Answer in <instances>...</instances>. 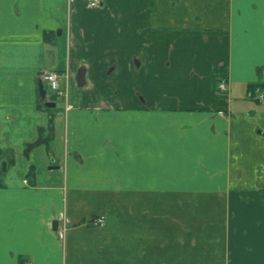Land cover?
Wrapping results in <instances>:
<instances>
[{
    "label": "crops",
    "instance_id": "obj_1",
    "mask_svg": "<svg viewBox=\"0 0 264 264\" xmlns=\"http://www.w3.org/2000/svg\"><path fill=\"white\" fill-rule=\"evenodd\" d=\"M251 85L264 0H0V264H264Z\"/></svg>",
    "mask_w": 264,
    "mask_h": 264
},
{
    "label": "built area",
    "instance_id": "obj_2",
    "mask_svg": "<svg viewBox=\"0 0 264 264\" xmlns=\"http://www.w3.org/2000/svg\"><path fill=\"white\" fill-rule=\"evenodd\" d=\"M104 0H89V6L92 8H98L103 4ZM41 79L45 84L47 89L46 100L52 101L55 99H65L68 96L67 83L69 79V73H58L49 70H45L42 73ZM65 81V86L61 84V80ZM218 90L221 93H226L228 91V85L226 80L220 81L218 85ZM254 99L264 103V89H257L253 93ZM105 216H97L91 219L88 225L93 227H103L106 225Z\"/></svg>",
    "mask_w": 264,
    "mask_h": 264
},
{
    "label": "trees",
    "instance_id": "obj_3",
    "mask_svg": "<svg viewBox=\"0 0 264 264\" xmlns=\"http://www.w3.org/2000/svg\"><path fill=\"white\" fill-rule=\"evenodd\" d=\"M256 88H257L256 85H251L250 86V90H252L251 92H253ZM53 100H55V98H53ZM38 107L46 111H51L49 108L45 107L44 101L40 97L38 100ZM53 136H54V126H53V118H51L48 129H40L38 140L34 143L28 144L25 147V156H29L30 152L39 146L49 147L50 142L53 140ZM1 153L2 152L0 151V156ZM33 176H34V169L32 168L28 178L33 179ZM3 185L4 184L2 182V178L0 175V187H2Z\"/></svg>",
    "mask_w": 264,
    "mask_h": 264
},
{
    "label": "water",
    "instance_id": "obj_4",
    "mask_svg": "<svg viewBox=\"0 0 264 264\" xmlns=\"http://www.w3.org/2000/svg\"><path fill=\"white\" fill-rule=\"evenodd\" d=\"M38 90H39V95H40L41 99L45 100L46 99L47 90H46L45 85H44V83L42 81H40L38 83ZM44 105H45V107L50 108V109L56 107V103L55 102L46 101V102H44ZM3 170H5V167H4ZM57 225H58V223L55 222L54 223V228L55 229L58 228Z\"/></svg>",
    "mask_w": 264,
    "mask_h": 264
},
{
    "label": "flooded vegetation",
    "instance_id": "obj_5",
    "mask_svg": "<svg viewBox=\"0 0 264 264\" xmlns=\"http://www.w3.org/2000/svg\"><path fill=\"white\" fill-rule=\"evenodd\" d=\"M257 89H264V87H263V86H262V87L259 86V87H257L255 90H257ZM255 90H254V91H255ZM254 91L250 93V96H251L253 99H254V97H253V93H254ZM254 100H255L256 102H258V103H261V102L257 101L256 99H254Z\"/></svg>",
    "mask_w": 264,
    "mask_h": 264
},
{
    "label": "rangeland",
    "instance_id": "obj_6",
    "mask_svg": "<svg viewBox=\"0 0 264 264\" xmlns=\"http://www.w3.org/2000/svg\"><path fill=\"white\" fill-rule=\"evenodd\" d=\"M236 92V91H235ZM250 95L248 94V97H249ZM254 101V100H253ZM256 102V101H255ZM260 104H264V103H260Z\"/></svg>",
    "mask_w": 264,
    "mask_h": 264
}]
</instances>
